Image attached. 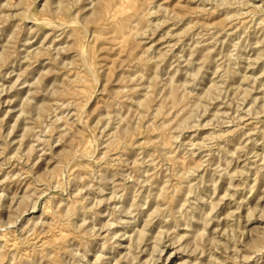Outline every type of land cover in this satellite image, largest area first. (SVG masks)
<instances>
[{
  "label": "rangeland",
  "instance_id": "rangeland-1",
  "mask_svg": "<svg viewBox=\"0 0 264 264\" xmlns=\"http://www.w3.org/2000/svg\"><path fill=\"white\" fill-rule=\"evenodd\" d=\"M118 263L264 264V0H0V264Z\"/></svg>",
  "mask_w": 264,
  "mask_h": 264
},
{
  "label": "bare ground",
  "instance_id": "bare-ground-1",
  "mask_svg": "<svg viewBox=\"0 0 264 264\" xmlns=\"http://www.w3.org/2000/svg\"><path fill=\"white\" fill-rule=\"evenodd\" d=\"M61 11V10H60ZM71 23V22H70ZM50 24H52V23H50ZM53 25V24H52ZM170 94V93H169ZM175 96V95H174ZM177 102V101H176ZM183 119V118H182ZM187 119V118H186ZM186 121V120H185ZM175 175V174H174ZM160 191V190H159ZM74 209V208H73ZM75 210V209H74ZM73 210V211H74ZM159 210V209H158ZM161 210V209H160ZM155 212H157V211H155ZM158 215H160L159 213H158ZM143 232V231H142ZM141 233V232H140ZM185 233V232H184ZM198 233V232H197ZM142 234V233H141ZM148 234V233H147ZM154 234V233H153ZM158 239V238H157ZM159 244V243H158ZM215 245V244H214ZM151 249V248H150ZM146 257H149V256H146ZM152 259V258H151ZM218 260V259H217ZM119 264V263H118Z\"/></svg>",
  "mask_w": 264,
  "mask_h": 264
}]
</instances>
